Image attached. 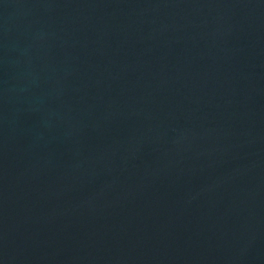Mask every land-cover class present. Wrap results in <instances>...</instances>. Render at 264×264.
<instances>
[{"label": "water", "instance_id": "95a60500", "mask_svg": "<svg viewBox=\"0 0 264 264\" xmlns=\"http://www.w3.org/2000/svg\"><path fill=\"white\" fill-rule=\"evenodd\" d=\"M0 264H264V0H0Z\"/></svg>", "mask_w": 264, "mask_h": 264}]
</instances>
